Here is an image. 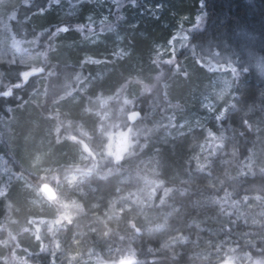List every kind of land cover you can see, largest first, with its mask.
<instances>
[{"label": "trees", "instance_id": "trees-1", "mask_svg": "<svg viewBox=\"0 0 264 264\" xmlns=\"http://www.w3.org/2000/svg\"><path fill=\"white\" fill-rule=\"evenodd\" d=\"M79 1L76 18L59 19L57 6L64 0H30L18 7L11 22L17 36H39L43 47L54 33L52 39L59 46L64 45V40L76 43L71 62H53L55 73L47 77L44 87L46 103L36 108L46 113L57 102L63 110L71 111L70 116L61 112L62 121L71 118V127L62 126L60 135L65 138L56 145L62 158L67 156V152L61 153L63 149H68L69 154L77 152L82 141H87L94 152L87 161L79 163L82 168L91 166L93 169L83 180L67 181V174L75 170L72 166L78 162L65 160L55 163L56 169L45 177L55 186L59 181L65 182L61 188L63 195L60 190L58 199L46 196L50 203L46 201L43 209L37 207L39 211L35 214L50 220L57 213H65L63 203L76 205L71 209L76 214L71 223L66 219V226L55 228L52 234L44 226L39 239L26 234L24 238L28 240L21 238L24 246L33 248L31 264H79L86 257H78L75 243L80 242L84 234H90L92 239L91 256L106 254L108 250L115 252L116 258L133 254L135 260L130 264H210L196 255L201 247H209L207 250L214 253L230 252L238 256L247 253L252 258L264 255V165H248L250 151L264 144V71L262 75L257 69L259 65L264 68V0H207L206 9L188 0H160L169 3V9L153 19L150 16L154 13H148L139 0L141 8H128L127 18L120 25L128 32L127 43L122 45L130 54L115 60L112 50L107 48L111 56L103 65L93 60L81 64L86 53L101 57L106 48L80 45L79 39L87 32L80 29L85 26L84 13L94 3ZM182 14L186 15L183 21L179 20ZM199 14L203 15L201 26L193 27L189 47L184 52L185 59H190L186 65L196 60L191 54L193 51L196 55L208 45L214 48L211 51L216 52L215 59L237 70L234 105L220 119L211 117L204 126L193 131L165 137L169 127L159 128L157 123L171 121L174 97L178 98L181 93L170 89L165 91L166 96L156 94L157 89L154 93L143 92L132 85L135 79H129L144 74L152 85L159 79L176 76L174 64L170 63L161 74L160 59L151 57L150 49L153 43L164 44L166 41L160 40L195 22ZM63 25L66 29L60 30ZM132 28H135L134 34ZM115 32L107 35L109 40L115 38ZM56 51H50L49 58ZM255 63L259 65L256 67ZM2 69L4 86L0 87V92L6 88L12 92L0 95V117L9 115L12 107L29 100L43 79L40 74L25 79V68L19 64L3 63ZM201 69L202 73L206 72ZM100 70L106 73L102 75ZM176 78L184 79L181 75ZM125 92L134 94L133 105L122 101ZM161 102L167 107L155 108ZM130 109L142 113L137 123L145 126L144 134L136 138L123 160L104 158L101 150L104 140L98 132L99 126L120 124L126 127ZM41 120L46 121L42 117ZM25 124L21 134L28 131ZM66 127H70L74 135L67 133L70 129ZM34 132L39 133L37 129ZM16 164L18 169L25 170L28 180L42 178L41 173L36 175L31 169ZM20 185L15 182L12 193ZM247 204L252 206L253 212L263 211L259 222H250L249 214H242ZM79 205H83V211ZM21 208L24 211V207ZM4 212L1 208L0 217ZM148 213H173L170 223L190 239L178 243L174 249L165 246L160 238L146 234L143 214ZM7 232L4 226L0 227V241ZM1 252L6 254L8 250L2 248ZM73 258L77 260L72 261ZM217 260L212 264L220 261Z\"/></svg>", "mask_w": 264, "mask_h": 264}, {"label": "rangeland", "instance_id": "rangeland-1", "mask_svg": "<svg viewBox=\"0 0 264 264\" xmlns=\"http://www.w3.org/2000/svg\"><path fill=\"white\" fill-rule=\"evenodd\" d=\"M188 1L191 2V4L199 3V0ZM29 2L30 0H0V87L4 86L3 63L19 64L24 67L25 79L34 74H40L41 78H43L40 88L34 91L29 100L22 102L17 107H12L9 110V115L0 117V211L1 208H4L5 211L2 213L3 216L0 217V227L4 226L8 231L4 235V239L1 240L5 241V243L0 244L1 249L8 250V253L2 254L0 249V261L2 260V264H31L30 256L33 253L31 250L33 248L31 246H24L21 238H24L26 234V236H33L37 239V236L39 237L44 226L48 227V231L51 234L55 228L58 229L66 226L65 213H57L56 216L50 220L44 219L42 216H39V214H35V211H39L37 207L42 208L43 204L47 201V199H45L46 194L43 193L41 185L43 183H50L45 180V177L50 174L52 169H56L55 163L62 160L69 161L70 163L74 161L84 163L90 158L91 154H94L91 145L87 143V141H82L77 152L74 150V153L69 154L68 149H63L61 153L67 152L65 154L67 156L62 158L56 145L62 138H65L61 136L63 130L62 126H69V119L71 120V118L62 121L61 112L63 106L57 102H54L53 106L50 108L51 111L46 113H40L36 108L46 103V90L44 87L47 77L55 73L54 68H52L54 65L53 62H71L72 59H70V55L76 43L74 41L64 40L62 42L64 45L59 46V43L52 39L55 35L54 33L52 36L49 35L48 39L50 40L47 41L44 45L45 47H43L39 36L30 38L17 36L12 30L11 22L16 17L18 7ZM79 2V0H64V2L58 4V18H76L79 15ZM92 2L94 6L85 12L83 16L85 26H82L83 28L80 29L87 32L84 37L79 39V43H81L80 45H88L90 47L102 45L103 48L106 49L100 54L102 58H94L91 53H86L81 64L90 60L95 61L98 65L107 63L111 56L109 51H106L107 48H109L110 51L112 50L113 59L125 58L130 52L125 49L122 43H127L125 40H127L128 32L122 29L120 25L124 22L125 18H127L126 13L128 12V8H141L138 3L139 0H133L131 3H127V0H92ZM142 3L147 7L148 13L151 15L154 13L153 16H150L152 19L164 15L170 5L160 0H142ZM202 17L203 15L199 14L195 22L192 24L189 23L190 25L186 26V28L177 30L168 39L160 40L161 42L166 41L164 44L160 42L158 45H154L155 43L152 44L149 55L154 57V59H160L159 67L161 74L162 72H166V69L170 66L168 63H170L174 64L172 67L174 69L173 71L177 73L176 76L174 75L173 78H169V80H167L168 78L165 80L159 79L154 84L150 82L152 85L148 83L150 80H146V75L144 74L141 75L139 73L138 76L133 78L130 77L129 79H135L134 82L137 81L139 84L133 82L132 85L135 87L138 86L143 92L149 90L154 93L157 89L156 94L160 93L162 96H166L165 91L168 92L170 89L173 93H181L178 98L174 97L176 101L174 102L175 106L171 121L162 122L160 123L161 125L157 123L159 128H165V126L169 127L166 128L165 137L177 136L193 131L196 128L204 126L211 117L220 119L234 105L237 70L231 65L220 62L219 59H215L214 55L216 52L211 51L215 50L214 48H210L211 46L208 45L205 51L199 50L196 55L193 51L191 54L196 60L186 65L190 59H185L184 52L185 49L189 47L190 38L194 31L193 27L197 28L201 26L200 21ZM184 19H186V15L182 14V19L179 18V20L183 21ZM182 21H179L180 27L183 26V23H181ZM84 27L88 30H85ZM129 27H132V25H129ZM65 29L66 26L64 25L60 27V30ZM132 29V34H134L135 28ZM114 31H116L114 34L115 38L113 37L109 40L107 35L112 32L114 33ZM50 51H56L51 58H49ZM209 51L210 54L208 53ZM163 63H165L166 66H163ZM255 65L257 67L259 64L255 63ZM140 66V70L142 71L143 66L141 61ZM202 67L206 70L205 73L201 72ZM257 69L261 74L264 71V68L260 65ZM100 71H103L101 73L102 75L106 73L105 70ZM179 75L184 79L176 78L179 77ZM11 92L12 90L10 88H6L4 91L0 92V95H9ZM125 93L126 95L124 94L122 101L126 105H133L134 94L132 95L129 92ZM66 96L69 95L67 94ZM162 98H158V100ZM164 104V102H161V104H158L155 108H160V106L163 107ZM165 107L167 106L163 108ZM134 111L138 110L130 109L127 112L129 124L126 127L119 124L126 132L128 150L134 145L136 138L145 132V126L142 127V123H137L141 117L134 123L130 121L129 115ZM63 112L68 116L71 114L69 110H63ZM41 117L46 121L43 122ZM24 124L29 128L27 133L21 134ZM70 127L66 128L70 129ZM36 129L39 133L34 132ZM129 129L130 131H128ZM81 132L87 134L86 130H82ZM67 133L74 135L71 129ZM72 142H74V140H72ZM108 156L117 160L113 155L105 154L104 158H109ZM94 158L95 156L93 159ZM16 162L24 168L31 169L36 175L41 173L39 176L43 179L38 177L35 181L28 180L25 177V170L18 169L16 167ZM146 164L152 165L153 163L146 162ZM248 165H264L263 143H260L259 146L250 151ZM87 175L88 173L76 171L75 169L67 174V181L73 182L77 179L80 181ZM56 178H58V176H55V179ZM15 182L16 185L17 183L21 185L16 192L14 191L12 193ZM57 184L56 186L52 184L58 193L56 199L60 197V190L65 185V182L59 181ZM21 206L24 207V211ZM250 207L252 206L247 204L242 214H249L247 218L250 222H259V217L261 218L263 211L258 210L253 212L250 210ZM20 211L22 212L20 213ZM143 217L146 234L160 238L162 243L167 247L174 249V247L178 246V243L190 239V236L182 235L179 227L177 228L170 223L173 213H148L143 214ZM13 221H15V223H13ZM24 228H27L28 231L24 232ZM9 232L16 236L15 240L11 239ZM82 237L83 239L80 242L75 243L77 246L75 249L79 251L78 257L80 256V259L86 257L79 264H130L135 260L133 254H127L126 256L122 255L116 258L115 252L111 250H108L106 254L91 256V249H93L91 236L90 234H84ZM24 239L28 240L27 238ZM17 244L19 247H17ZM10 247H12L11 250H9ZM208 248L201 247L196 255L210 264L216 262L217 259H220V261L215 264H226L229 257H239L240 264H245V261H247V264H252V261L258 258L264 260V255L256 258L250 256L251 260H248L245 255L238 256L230 252H226L227 254L220 252L214 253L210 249L207 250ZM13 252H15L16 256L15 260L13 259ZM74 260L77 259L73 258L72 261Z\"/></svg>", "mask_w": 264, "mask_h": 264}, {"label": "clouds", "instance_id": "clouds-1", "mask_svg": "<svg viewBox=\"0 0 264 264\" xmlns=\"http://www.w3.org/2000/svg\"><path fill=\"white\" fill-rule=\"evenodd\" d=\"M128 131H130V129ZM98 132L102 135L104 140L101 150L107 155L115 156L117 161L123 160L124 154L128 151V145L126 140V132L121 128V126L119 124H112L105 128L103 125H100ZM72 167H75L76 171H83L88 174H91L93 171L91 166L82 168L79 163ZM61 206L65 209V218L68 219L69 223H71L72 217L76 214L75 212H72L71 209L76 205L63 203ZM78 207L80 211H83V205H79ZM13 223H15V221H13ZM23 231L27 232L28 229L24 228ZM9 235L11 236L12 240L16 239V236L12 235L11 232H9ZM37 239H39L38 236ZM3 243H5V241H0V244ZM17 247H19L18 244ZM244 255L248 258V260H251L249 254L245 253ZM13 259H16L15 252H13ZM226 264H240V259L239 257H229ZM245 264H247V261H245ZM252 264H264V260L258 258L253 260Z\"/></svg>", "mask_w": 264, "mask_h": 264}, {"label": "water", "instance_id": "water-1", "mask_svg": "<svg viewBox=\"0 0 264 264\" xmlns=\"http://www.w3.org/2000/svg\"><path fill=\"white\" fill-rule=\"evenodd\" d=\"M141 116V113L139 111L132 112L129 117L131 122H136ZM42 190L50 197L55 198L57 196V193L55 192L53 186L49 183H43L41 186Z\"/></svg>", "mask_w": 264, "mask_h": 264}, {"label": "snow or ice", "instance_id": "snow-or-ice-1", "mask_svg": "<svg viewBox=\"0 0 264 264\" xmlns=\"http://www.w3.org/2000/svg\"><path fill=\"white\" fill-rule=\"evenodd\" d=\"M135 6V5H133ZM199 6L202 8V9H206L207 8V0H199ZM207 19V17L205 16V20Z\"/></svg>", "mask_w": 264, "mask_h": 264}, {"label": "bare ground", "instance_id": "bare-ground-1", "mask_svg": "<svg viewBox=\"0 0 264 264\" xmlns=\"http://www.w3.org/2000/svg\"><path fill=\"white\" fill-rule=\"evenodd\" d=\"M134 112H136V111H134ZM139 112H140V111H139ZM140 113H141V112H140ZM141 116H142V113H141ZM141 116H140V117H141ZM53 188H54V187H53ZM54 190H55V188H54ZM55 192H56V190H55ZM56 193H57V192H56ZM57 195H58V193H57Z\"/></svg>", "mask_w": 264, "mask_h": 264}]
</instances>
